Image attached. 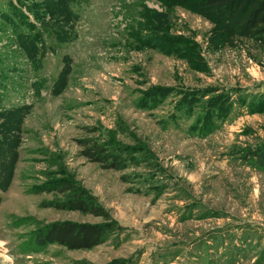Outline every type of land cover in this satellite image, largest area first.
<instances>
[{"label":"rangeland","instance_id":"obj_1","mask_svg":"<svg viewBox=\"0 0 264 264\" xmlns=\"http://www.w3.org/2000/svg\"><path fill=\"white\" fill-rule=\"evenodd\" d=\"M194 3L0 0V264H264V50ZM65 220L107 240L39 243Z\"/></svg>","mask_w":264,"mask_h":264},{"label":"trees","instance_id":"obj_2","mask_svg":"<svg viewBox=\"0 0 264 264\" xmlns=\"http://www.w3.org/2000/svg\"><path fill=\"white\" fill-rule=\"evenodd\" d=\"M195 10L213 22L221 35L231 45L243 44L264 50V0H195ZM82 154L105 168H125L122 155L92 139L79 140ZM62 192H72V184H66ZM75 194V195H74ZM58 209L80 210L96 216H106L104 209L91 196H76V191L67 200L48 203ZM111 224L56 221L38 235L40 244L59 243L69 249H92L107 240Z\"/></svg>","mask_w":264,"mask_h":264}]
</instances>
